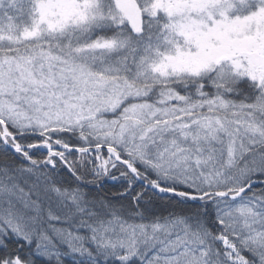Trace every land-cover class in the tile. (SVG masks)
<instances>
[{
	"label": "snow or ice",
	"instance_id": "obj_1",
	"mask_svg": "<svg viewBox=\"0 0 264 264\" xmlns=\"http://www.w3.org/2000/svg\"><path fill=\"white\" fill-rule=\"evenodd\" d=\"M0 264H264V0H0Z\"/></svg>",
	"mask_w": 264,
	"mask_h": 264
}]
</instances>
